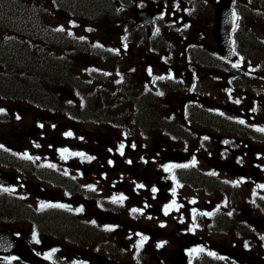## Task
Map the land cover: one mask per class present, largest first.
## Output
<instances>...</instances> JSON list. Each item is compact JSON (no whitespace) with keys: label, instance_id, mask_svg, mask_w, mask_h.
I'll return each instance as SVG.
<instances>
[{"label":"flooded vegetation","instance_id":"af4514ba","mask_svg":"<svg viewBox=\"0 0 264 264\" xmlns=\"http://www.w3.org/2000/svg\"><path fill=\"white\" fill-rule=\"evenodd\" d=\"M223 2L238 17L231 57L214 37ZM120 6L148 54L153 46L166 51L146 57L158 74L148 82L162 95L133 97L134 80L119 82L113 92L126 120L94 127L85 142L68 141L66 125L37 132L49 140L31 143L29 173H13L14 185H0V210L9 206L25 227L45 229L28 241L42 264H264V0ZM139 11L153 22V34ZM174 37L180 44L166 43ZM175 165L189 166L165 170ZM121 195L126 199L114 203ZM0 264L28 263L0 256Z\"/></svg>","mask_w":264,"mask_h":264},{"label":"trees","instance_id":"16d2710c","mask_svg":"<svg viewBox=\"0 0 264 264\" xmlns=\"http://www.w3.org/2000/svg\"><path fill=\"white\" fill-rule=\"evenodd\" d=\"M66 15L90 26L87 22L115 18V3L0 0V97L64 114L78 124L111 125L121 117L122 108L106 89L94 90L93 79H82L76 58L95 46L100 57L114 58L123 76L126 62L119 52L103 50L101 42L71 33L66 28L70 22L61 21ZM60 27L64 31L56 30ZM106 98L113 106L102 105Z\"/></svg>","mask_w":264,"mask_h":264},{"label":"rangeland","instance_id":"374dc122","mask_svg":"<svg viewBox=\"0 0 264 264\" xmlns=\"http://www.w3.org/2000/svg\"><path fill=\"white\" fill-rule=\"evenodd\" d=\"M125 15V14H123ZM120 14L115 18H104L95 23H90V26H85L86 24L73 16L66 15L61 21L70 22L66 25L67 29L71 33L76 35H87L89 42H101L102 49L109 52H119L123 61H125L124 72L126 76H123L115 64L113 57L105 59L96 54L95 46L92 50L83 52L76 58V64L81 74L82 79H93V89H111L116 87V83L120 79H131L134 80L133 86L131 87L133 97H139L143 93H148L151 91L158 96L157 85H151L148 82L150 79L157 78L158 74L153 67L152 63L146 61V57H153V54H165L164 48L156 49V46L152 47V50L148 54L146 52V41L145 38H139L135 40L133 36L127 39V28L126 23L130 21L127 15L123 16ZM131 40V41H130ZM161 39H157V44H161ZM170 45L180 44L179 38H168L167 42ZM135 45V52L131 50V47ZM149 69H151V74H149ZM107 73V75H105ZM111 79V83L107 82ZM139 79H144L142 82ZM116 89V88H115ZM112 98H116V92L111 93ZM69 99V97H65ZM133 105L137 111L141 106L140 102L136 100ZM103 106H113V103H109L104 99ZM0 109H3L6 113L5 118L0 121V146H3L5 150L8 148L11 153H30L31 143L36 140L47 141L49 138L37 136V129L35 127L38 125L41 128V133H45V129H52L50 126L51 120H56L55 123H62L65 116L64 114L36 109L26 103L19 102H2L0 101ZM17 116L20 119H17ZM121 117H119L120 119ZM66 126H69V132L72 133L69 136L70 142H85L88 138L89 130H95L90 122L83 121L79 125L74 124L68 119L65 121ZM63 124V123H62ZM65 125V124H64ZM68 128V127H67ZM51 131V130H50ZM53 131V130H52ZM61 131H66L61 130ZM60 131V132H61ZM65 135V133H64ZM96 141V139H93ZM23 230L26 233L29 232V228L22 225ZM43 234V233H38Z\"/></svg>","mask_w":264,"mask_h":264},{"label":"water","instance_id":"95a60500","mask_svg":"<svg viewBox=\"0 0 264 264\" xmlns=\"http://www.w3.org/2000/svg\"><path fill=\"white\" fill-rule=\"evenodd\" d=\"M118 2V0H115ZM226 2L221 3L217 8V23L214 27V37L220 47L223 55L231 57L234 49L231 44V32L234 28L235 17L233 11L228 9ZM150 31L153 32L154 28L149 26ZM0 174V179H1ZM12 177H10V181ZM0 254L10 255L16 254L22 260L35 263L40 262L39 258L30 252L28 246L13 233L0 228Z\"/></svg>","mask_w":264,"mask_h":264},{"label":"snow or ice","instance_id":"6c2138e0","mask_svg":"<svg viewBox=\"0 0 264 264\" xmlns=\"http://www.w3.org/2000/svg\"><path fill=\"white\" fill-rule=\"evenodd\" d=\"M232 15H233V17H236V13L235 12H233L232 13ZM237 19H238V17H236ZM57 31H64V29H63V27H60V28H57L56 29ZM98 47H99V45H97ZM243 59V57H241V60ZM233 67H236V68H239L240 67V65L239 64H234L233 65ZM149 74H151V69H149ZM105 75H107V73H105ZM159 79H163V77H159ZM159 95H162V93H158ZM237 103H239V101H236ZM4 110L3 109H0V112H3ZM17 119H20V117L19 116H17ZM240 123H244V121L243 120H241V121H239ZM258 131H262V132H264V128H262V129H258ZM66 135H69V136H71L72 135V133L71 132H69V133H67ZM0 147H3V146H0ZM37 147H39V145H37ZM120 151H121V154H123V149H124V144H120ZM133 147H135V145H133ZM62 152H68V149H63L62 150ZM70 155H78V156H84V154L83 153H70ZM24 158L25 159H32V157L31 156H29L27 153H25L24 154ZM88 159H94V157H87ZM196 164V160H195V158H193V161H192V165L194 166ZM189 165H175V166H169V168H166L165 170L166 171H168V170H170V168L171 167H188ZM48 167H52V165H48ZM65 174H67V173H65ZM211 175H215L216 173H210ZM139 187H143L142 185H140ZM260 187H262V188H264V185H261ZM153 191H155V189H153ZM173 194H175V189L173 190ZM124 199H126V197H124L123 195H121V196H119V197H113V202L115 203V202H123V200ZM193 203H195V201H193ZM173 204H175V201H173ZM47 207H60V208H63V207H65V205H62V204H41V208H47ZM172 207V205H169V206H166L165 207V215H167L168 214V210H169V208H171ZM78 211H82V209H79ZM132 211L133 212H136V211H139L138 209H132ZM162 227L164 226V225H161ZM107 230H109V231H111L112 229H107ZM148 240V237L147 236H143V237H141V241H140V245L139 246H141L142 247V245H143V243L145 242V241H147ZM38 242V241H37ZM164 243H166V242H162L161 244H159L158 245V247H163L164 246ZM200 251H202V249L200 250ZM211 254V253H210ZM51 254H49V256H50Z\"/></svg>","mask_w":264,"mask_h":264}]
</instances>
